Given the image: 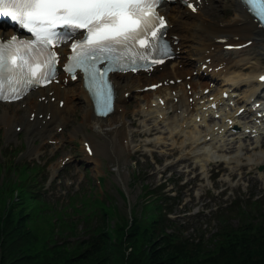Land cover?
I'll use <instances>...</instances> for the list:
<instances>
[{
    "label": "rangeland",
    "instance_id": "374dc122",
    "mask_svg": "<svg viewBox=\"0 0 264 264\" xmlns=\"http://www.w3.org/2000/svg\"><path fill=\"white\" fill-rule=\"evenodd\" d=\"M213 3L218 7L215 8L216 11L213 15L215 18L223 14V8H233V5L227 0H215ZM226 17L232 16L227 15ZM185 35L188 38L187 33ZM243 56L247 57L245 59L251 66L243 73L244 78L253 75L254 72L264 71L263 47L257 45ZM77 84L75 82L66 85L65 90L79 93ZM250 88L253 86L243 85L238 91L240 97ZM137 99L129 97L122 106L126 113L123 116L121 127L127 143L122 142L123 135H120L113 148L102 152L95 159L88 158L82 146L84 137L91 132L93 125H88L89 127L86 129L82 128L81 123L83 122L75 121L72 116H67L70 122L68 128L65 127L62 132L54 125L49 127L53 131L50 133L45 131L44 137H42L44 139L38 140L37 145L29 141L27 133L23 129L16 132V136L9 137L8 124L0 120V188L4 181L17 179L20 165L25 164L29 169L39 170L38 173L31 172L27 182H30L31 178L36 179L37 186H43L44 182V190L39 187L33 191L40 192L39 196L45 202H41L42 205H36L38 211L35 206L30 208L35 207L38 217L41 218L45 216V213H48L46 215L51 218V223L55 228H58L60 220H72L77 223L73 230L74 234H71L69 229H64L62 235H58L59 237L56 235L57 242L60 244L63 241L62 237L65 236L66 241L77 243L93 234L92 230L96 227V222L101 223L98 212L101 205L94 204L96 199H104L105 205L112 204L123 217H126L129 215V207H132L133 204L138 205L137 211H139L142 202L150 197L149 195L143 196L148 189H158L160 194L167 193L175 197L177 205L174 206L172 214L176 217L174 227L176 232L180 230L184 236L198 238L203 235L204 239L209 238L217 231L218 221L215 216L218 213H223V216L230 220L232 226L238 225L241 219L258 218L260 213H264V183L253 185L251 181L239 179L240 172L231 179L229 174L216 164L207 165L203 169L202 166L195 170L191 169L196 165V161L200 160L193 157L194 151L190 146L184 147L196 132L192 123H189L187 128H183L182 133H178L180 128L176 125H171L170 128L165 126L166 132H171L170 136L162 134L165 139H163L164 136L138 137V132L144 131L150 124L144 125L143 120H138L134 116L140 107H144L143 102L135 103ZM71 103L85 105L77 97ZM25 105V103H18L16 106H9V108L0 105V115L6 112V115L14 118V108L24 110ZM17 114L21 115V112ZM150 116L152 117L151 124H153L155 114ZM135 117L136 124L133 125L131 122ZM14 125L20 127L17 121ZM157 138L165 143L166 147L162 150L156 146L145 148L142 145L146 141H153ZM105 139L106 136L103 138L104 142ZM38 145L40 149L37 151L35 147ZM91 147H93L92 143ZM170 148H174L175 152L169 154ZM151 149L158 152L150 151ZM250 154L252 159L260 156L264 158V148ZM187 156H192L190 163L178 161ZM63 157H70L72 162L59 172L58 177H53V166ZM234 165L235 163L232 166ZM258 173L259 170L252 169L244 172L242 176L256 177L262 181L261 175ZM45 179L47 180L44 181ZM238 184L240 185L238 186ZM81 196H83L82 200ZM71 197L74 206L80 208L81 212H76V208L70 205ZM5 202H7L6 199ZM88 204L90 206H87ZM228 208L230 210H227ZM238 210H243L244 213L238 215ZM92 211H94L93 215ZM89 215H91L89 220L84 222L83 219ZM56 217L59 218L58 221H56ZM42 222L37 220L31 225L34 232L41 231ZM114 222L113 218L110 219L109 227H113ZM130 251L131 249L128 248L126 253H130Z\"/></svg>",
    "mask_w": 264,
    "mask_h": 264
},
{
    "label": "bare ground",
    "instance_id": "6f19581e",
    "mask_svg": "<svg viewBox=\"0 0 264 264\" xmlns=\"http://www.w3.org/2000/svg\"><path fill=\"white\" fill-rule=\"evenodd\" d=\"M211 1V0H210ZM215 1V0H214ZM232 3L233 8H223V14L215 18L213 14L218 7H216L213 3L211 6L209 0H192V2L197 7V12L194 14L190 7L186 3L178 2L176 5L171 7H166V9L161 11V15L167 21V38L171 40L173 44V49H181V53L184 51L185 55L181 54L177 59L172 63L171 67H167L166 65L161 66L160 68H156L149 74L146 75H137L135 77L130 74L120 75L116 74L112 76L114 81V85L117 92L116 106L115 111L111 117H106L105 119L97 118L93 112V106L89 99L87 92L83 89L82 82L79 83V93H71V91L62 90V84L64 83L65 75L59 76L60 79L59 84L51 83L48 88L39 90L35 94L31 96V100L27 104V112L26 110L22 114L23 111L14 109V118L6 115V112L0 115V120L4 121L5 124H10L11 122L19 121L22 129L28 130L30 132L29 140L34 141L36 137L39 136L42 132L48 129L50 126L56 123L63 122L65 127L68 128L70 122L68 121L67 116H72L75 121L81 120L82 128H88L92 126V130L90 133L85 136L83 142L86 139L90 140L93 145L92 148V158L98 157L102 152L107 151L108 149L113 148L114 138H118L120 135H123V131L121 129V125H117L122 121L123 118V110H119V103L124 101L125 94H131L132 92L137 93L147 85H153L158 82H162V85L155 89V91L151 94L154 97L160 100H163L164 104L159 105L154 99L147 102L146 109H150L153 104H156V108L159 111L157 117L160 118V121H164V116L169 113L166 118L171 119V124L176 125V122L181 121V126L184 123H187V120L191 119L192 116L197 118L199 114L203 113L202 111L198 112L196 109L197 100L199 98L195 88L199 86L196 81H200L201 76L198 74L201 73V67L205 65L204 70L210 71L211 75L221 78L220 80L224 82L223 86L219 89L218 93L210 94L217 96L215 97L216 104L220 101L218 98L220 95H223V92H228L230 96V86L240 85V82L258 85L260 84L257 81V78L260 76L254 75V77L249 76L247 78L242 77V71L248 69L249 64L244 62L243 59H239L235 62L230 61L225 56V45H233V46H242V49L237 52H244L245 50H250L252 47H256L257 45L264 48V30L260 27L258 23H255L253 18L250 16L248 11L240 4L239 0H227ZM216 8H214V7ZM223 7V6H222ZM199 10L201 12H199ZM227 15H231L232 17H226ZM226 17V18H225ZM1 33V30H0ZM13 33V30H8L6 36H10ZM187 33V36L185 35ZM176 41V43H174ZM249 45L246 47L245 45ZM185 48H188L186 51ZM237 50V48H235ZM66 53V51H62ZM238 57L240 55H237ZM194 60L198 64L197 76L192 77ZM209 59V61H207ZM219 67V70H215ZM190 75L191 80L188 81L186 76ZM181 79L180 83H176V79ZM253 79V81H252ZM70 79L68 78V83ZM192 84V85H191ZM191 85V88L189 86ZM203 86L209 87L210 84L205 82ZM200 87V86H199ZM257 88L254 87L253 90L249 91L245 96H243L242 100L236 107L233 108L232 113H227V119L224 123L219 127L218 132H214V129L210 133H206L204 136H194L193 141L189 145L200 146L203 142L206 141L207 136L214 137L217 133L221 134V137L225 136L235 127H240L241 118L237 115V110L241 106L243 107V112L241 116H245L246 112L249 113L250 106H252L253 102L252 97L256 94ZM70 94V95H69ZM66 96V99L69 103V100H74L75 97L84 102L85 105H80L78 103L73 104H64L62 108H59L58 104L61 100V96ZM71 96V97H70ZM149 95L146 94L143 96L144 100L148 101ZM51 98H54V101L51 102ZM176 100V102H174ZM190 100V101H189ZM201 108H204V103H201ZM17 110V111H16ZM166 111V113H165ZM21 112V115L17 114ZM26 112V113H25ZM67 113V114H66ZM12 115V112H10ZM28 114V115H26ZM31 114L33 115V119L31 120ZM40 114L42 117L39 118ZM186 118L187 116H189ZM137 117H142L143 115L140 113H136ZM248 118L247 116H245ZM13 118L12 120H10ZM193 118L194 122L196 120ZM192 120V119H191ZM232 120V124H228L227 121ZM253 120V115H252ZM132 124L135 123V120H132ZM80 124V123H79ZM89 125V126H88ZM18 126V125H16ZM96 126V127H95ZM247 127H244V129ZM250 130L252 129L249 128ZM159 128L156 125H153L147 131L140 133V135H152L154 133L160 132ZM10 134L14 133V130L10 131ZM183 131H181L182 133ZM257 132V131H255ZM111 133L110 135H107ZM258 134V133H257ZM250 135V134H249ZM104 136H106L105 142L103 141ZM122 137L125 138V135ZM244 141L248 142L247 144L240 145V149L244 151L248 156L239 157V155L235 158H232L231 163L235 162L236 165L230 168L222 167L223 171H227L229 176L236 177L237 173L240 172V179H244L247 182L251 181L252 184L264 183V173H260L262 176V181L258 180L256 177H246L242 176L244 170H252L257 168V166L264 164V159L262 156L260 158L252 159L250 158V153L261 149L259 146H252L251 136L245 135ZM160 142H162L159 139ZM112 143L113 145H110ZM122 146V145H120ZM195 146V147H196ZM193 148L194 150L197 148ZM116 148V147H115ZM203 155L205 159L204 161L208 162V158L212 153V150L218 153H233L236 151V146L234 143H224L222 146H214L211 149L204 148ZM198 155H202L201 152L197 153ZM187 158H182L180 162H186ZM60 163V162H59ZM231 166V164L228 162Z\"/></svg>",
    "mask_w": 264,
    "mask_h": 264
},
{
    "label": "snow or ice",
    "instance_id": "6c2138e0",
    "mask_svg": "<svg viewBox=\"0 0 264 264\" xmlns=\"http://www.w3.org/2000/svg\"><path fill=\"white\" fill-rule=\"evenodd\" d=\"M185 3L196 10L192 0ZM160 4L161 0H0V22L19 25L33 37L0 39V99L18 98L32 85L50 82L59 60L54 46L71 41L64 69L73 75L77 69L83 72L96 112L107 115L115 87L109 73L150 66L170 51L164 38L167 21L157 10ZM240 4L264 25V0Z\"/></svg>",
    "mask_w": 264,
    "mask_h": 264
},
{
    "label": "trees",
    "instance_id": "16d2710c",
    "mask_svg": "<svg viewBox=\"0 0 264 264\" xmlns=\"http://www.w3.org/2000/svg\"><path fill=\"white\" fill-rule=\"evenodd\" d=\"M11 184L4 183L0 190V264H264V213L258 218L241 219L237 226L217 216V231L207 239L200 236L195 240L167 232L174 225L162 214L160 197L142 204L139 211L133 208L130 221L113 205L95 200L94 204L101 205V223L93 234L77 243L66 241L65 236L60 244L56 235H62L64 229L74 234L77 223L60 220L55 228L48 213L41 218L35 207L30 208L39 201L26 183ZM14 190L18 191V200L13 199ZM237 213L242 215L244 211ZM112 218L116 221L109 227ZM37 220L43 222L42 232L36 233L31 225ZM128 248L131 251L127 254Z\"/></svg>",
    "mask_w": 264,
    "mask_h": 264
}]
</instances>
